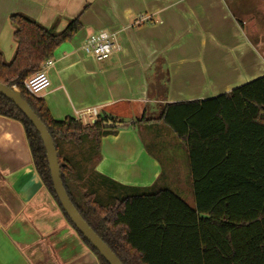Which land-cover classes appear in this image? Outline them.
Masks as SVG:
<instances>
[{
    "label": "crops",
    "instance_id": "1",
    "mask_svg": "<svg viewBox=\"0 0 264 264\" xmlns=\"http://www.w3.org/2000/svg\"><path fill=\"white\" fill-rule=\"evenodd\" d=\"M16 12L58 31L80 18L81 30L53 55L51 87L38 97L57 120L107 117L124 124L102 137L97 170L136 187L158 180L195 205L186 144L160 120L161 109L264 75V0H0L7 60L16 50L10 20ZM101 31L116 33L122 48L98 61L82 45ZM93 107L99 113L90 122L79 112ZM143 116L144 123L130 124ZM144 133L162 156L149 150ZM0 264H102L37 172L23 124L3 115Z\"/></svg>",
    "mask_w": 264,
    "mask_h": 264
},
{
    "label": "trees",
    "instance_id": "2",
    "mask_svg": "<svg viewBox=\"0 0 264 264\" xmlns=\"http://www.w3.org/2000/svg\"><path fill=\"white\" fill-rule=\"evenodd\" d=\"M10 20L16 50L7 60L0 49V83L16 86L47 126L71 200L123 264H264V75L207 100L162 107L160 120L187 147L195 199L191 205L173 189L159 187L158 180L136 187L97 170L102 137L117 131L104 123L119 122L117 118L100 117L89 124L72 116L57 120L45 100L26 89V79L81 30L80 18L60 31L22 12ZM0 115L23 124L37 172L59 202L39 132L2 95ZM145 121L143 116L130 124ZM60 140L82 148L81 159L63 156ZM79 234L102 264H109Z\"/></svg>",
    "mask_w": 264,
    "mask_h": 264
},
{
    "label": "water",
    "instance_id": "3",
    "mask_svg": "<svg viewBox=\"0 0 264 264\" xmlns=\"http://www.w3.org/2000/svg\"><path fill=\"white\" fill-rule=\"evenodd\" d=\"M0 95L13 102L31 121L33 126L39 132L46 148L54 190L59 199L61 207L70 218L72 223L75 225L77 230L87 239V241L92 244L94 248L98 250L101 256L104 257L109 264H123L120 258L112 251V249L103 241V239L84 219L80 211L76 208L75 204L71 200L62 179L58 150L52 135L47 129V126L33 111L30 104L23 98L20 90L0 83ZM104 126L106 128H116L124 126V124L122 122H114L112 120H108L104 123Z\"/></svg>",
    "mask_w": 264,
    "mask_h": 264
},
{
    "label": "built area",
    "instance_id": "4",
    "mask_svg": "<svg viewBox=\"0 0 264 264\" xmlns=\"http://www.w3.org/2000/svg\"><path fill=\"white\" fill-rule=\"evenodd\" d=\"M121 48L117 34L109 31L92 34L82 45V50L98 61L110 58L113 53L120 51ZM54 63L53 57L46 59L42 63L41 68L26 79L25 87L31 94L39 96L51 87L49 70ZM79 113L90 117L89 121L91 122V117H97L99 112L96 107H93L82 110Z\"/></svg>",
    "mask_w": 264,
    "mask_h": 264
},
{
    "label": "rangeland",
    "instance_id": "5",
    "mask_svg": "<svg viewBox=\"0 0 264 264\" xmlns=\"http://www.w3.org/2000/svg\"><path fill=\"white\" fill-rule=\"evenodd\" d=\"M143 18H145V16H143ZM247 31V29H246ZM250 33V31H249ZM251 37H253L251 34H249ZM5 57L7 56V53L5 52L4 53ZM14 56V54H13ZM11 56V59L12 57ZM7 59V58H6ZM106 60V59H105ZM103 61V60H102ZM162 75V78L159 80V81H162L165 77H163V74L161 73ZM161 77V76H160ZM167 78V77H166ZM153 82V85L155 87H157L156 85V81L155 79L152 81ZM161 83V82H159ZM16 89H18L16 86L14 87ZM19 90V89H18ZM142 139L143 141L147 144V146L149 147V150L152 152V153H155V154H158L160 156L161 153L159 152L158 148L156 146H153L154 144H152L150 142V139L147 137L146 133L142 134ZM59 151L60 153L63 155V156H66V157H69V158H74L76 160H80L82 155H83V151H82V148L80 147H77L76 145L72 144V143H69V142H66L64 140H60L59 141ZM163 161H164V164H166V160L163 158ZM161 185L163 184V181H161L160 183Z\"/></svg>",
    "mask_w": 264,
    "mask_h": 264
}]
</instances>
